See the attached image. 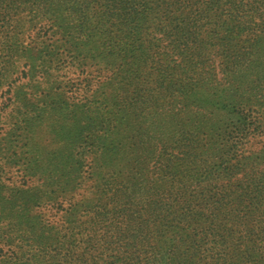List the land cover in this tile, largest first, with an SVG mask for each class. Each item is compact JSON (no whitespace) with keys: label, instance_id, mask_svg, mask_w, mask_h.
<instances>
[{"label":"rangeland","instance_id":"rangeland-1","mask_svg":"<svg viewBox=\"0 0 264 264\" xmlns=\"http://www.w3.org/2000/svg\"><path fill=\"white\" fill-rule=\"evenodd\" d=\"M180 235L264 264V0H0V264H170Z\"/></svg>","mask_w":264,"mask_h":264},{"label":"trees","instance_id":"trees-1","mask_svg":"<svg viewBox=\"0 0 264 264\" xmlns=\"http://www.w3.org/2000/svg\"><path fill=\"white\" fill-rule=\"evenodd\" d=\"M208 2L210 3V5L211 4L217 5L218 7L225 8V9H230V6H231V0H208ZM220 4H224L223 7ZM243 6H244V4L239 5V7H243ZM229 72H231V71H229ZM230 76L231 75H229V77ZM232 78H234L233 75H232ZM233 81H234V79H232V82ZM169 87H170V85H169ZM147 182H149V181L147 180ZM150 190L153 193V195L156 194L155 190L153 188L148 189L149 193H150ZM155 203H154V205H155ZM151 206H152V204H149L150 211H152V209H153V207H151ZM183 217H184V215L181 216V218H183ZM136 226H139V224H137ZM135 231L139 232V231H141V229L139 227H137V228L135 227ZM186 232H187V230L184 231V234H187ZM121 233H122L121 231H118V234H121ZM105 234L106 235L103 237V240H105L107 242V245H108L110 243V238L112 236H110L109 233H107V232ZM177 234L179 235L180 232H177ZM131 236L133 237L132 239L129 238V235H127L128 239L135 241L136 235H131ZM122 237H124V236H120L118 238L121 239ZM124 238H126V237H124ZM176 240L178 241V237H176ZM179 240H180L179 245L176 244L173 249L167 251V254H169V257H170V259H169L170 264H194V262L189 261V256H190L189 254L191 253L190 247L186 246L184 249L181 247L182 245L185 244L186 240L183 239L182 235L179 236ZM184 259H186V260H184ZM15 262H16L15 260L14 261H5L4 264H8V263L12 264Z\"/></svg>","mask_w":264,"mask_h":264}]
</instances>
